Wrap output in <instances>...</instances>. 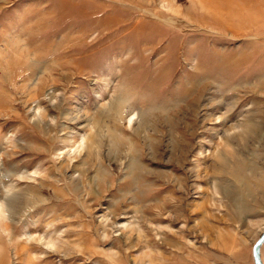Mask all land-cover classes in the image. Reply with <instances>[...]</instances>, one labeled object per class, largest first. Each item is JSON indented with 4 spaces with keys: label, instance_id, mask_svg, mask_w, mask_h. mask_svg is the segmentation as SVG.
Returning <instances> with one entry per match:
<instances>
[{
    "label": "rangeland",
    "instance_id": "rangeland-1",
    "mask_svg": "<svg viewBox=\"0 0 264 264\" xmlns=\"http://www.w3.org/2000/svg\"><path fill=\"white\" fill-rule=\"evenodd\" d=\"M263 228L264 0H0V264H253Z\"/></svg>",
    "mask_w": 264,
    "mask_h": 264
},
{
    "label": "water",
    "instance_id": "water-1",
    "mask_svg": "<svg viewBox=\"0 0 264 264\" xmlns=\"http://www.w3.org/2000/svg\"><path fill=\"white\" fill-rule=\"evenodd\" d=\"M264 241V228L258 234L257 238L251 245L250 254L253 264H263L260 258V245Z\"/></svg>",
    "mask_w": 264,
    "mask_h": 264
},
{
    "label": "bare ground",
    "instance_id": "bare-ground-1",
    "mask_svg": "<svg viewBox=\"0 0 264 264\" xmlns=\"http://www.w3.org/2000/svg\"><path fill=\"white\" fill-rule=\"evenodd\" d=\"M262 243H263V242H262ZM262 243H261V244H262ZM260 246H261V245H260ZM260 258H261V257H260Z\"/></svg>",
    "mask_w": 264,
    "mask_h": 264
}]
</instances>
